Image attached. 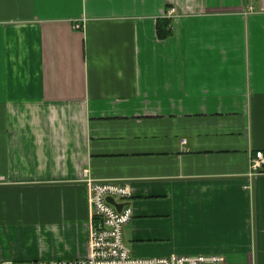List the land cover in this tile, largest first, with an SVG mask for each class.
Wrapping results in <instances>:
<instances>
[{
	"label": "crops",
	"instance_id": "0c3cea01",
	"mask_svg": "<svg viewBox=\"0 0 264 264\" xmlns=\"http://www.w3.org/2000/svg\"><path fill=\"white\" fill-rule=\"evenodd\" d=\"M256 151L264 0H0V260L85 257L93 179L135 257L264 264Z\"/></svg>",
	"mask_w": 264,
	"mask_h": 264
},
{
	"label": "built area",
	"instance_id": "2783aa9c",
	"mask_svg": "<svg viewBox=\"0 0 264 264\" xmlns=\"http://www.w3.org/2000/svg\"><path fill=\"white\" fill-rule=\"evenodd\" d=\"M165 17L172 19L175 9L165 12ZM75 24V28H79ZM185 143V139L181 140ZM264 155L256 151L250 157V173L254 176L261 171ZM88 202L90 208V229L88 253L85 257L74 259L32 260L26 264H225L219 253L178 254L171 253L158 257H135L123 240V227L131 220L132 197L130 187L117 180H87ZM111 198L121 203L119 210L110 203ZM0 264H15L10 259L0 260Z\"/></svg>",
	"mask_w": 264,
	"mask_h": 264
},
{
	"label": "trees",
	"instance_id": "16d2710c",
	"mask_svg": "<svg viewBox=\"0 0 264 264\" xmlns=\"http://www.w3.org/2000/svg\"><path fill=\"white\" fill-rule=\"evenodd\" d=\"M169 23V19L167 18L157 19L156 31L159 37L166 38L171 34Z\"/></svg>",
	"mask_w": 264,
	"mask_h": 264
},
{
	"label": "water",
	"instance_id": "95a60500",
	"mask_svg": "<svg viewBox=\"0 0 264 264\" xmlns=\"http://www.w3.org/2000/svg\"><path fill=\"white\" fill-rule=\"evenodd\" d=\"M107 200H108L110 203H112V204L116 207L117 210H119V209L121 208V206H122L121 203H116V202H114L111 198H107Z\"/></svg>",
	"mask_w": 264,
	"mask_h": 264
},
{
	"label": "rangeland",
	"instance_id": "374dc122",
	"mask_svg": "<svg viewBox=\"0 0 264 264\" xmlns=\"http://www.w3.org/2000/svg\"><path fill=\"white\" fill-rule=\"evenodd\" d=\"M27 262L26 261H19V262H16L15 264H26Z\"/></svg>",
	"mask_w": 264,
	"mask_h": 264
}]
</instances>
